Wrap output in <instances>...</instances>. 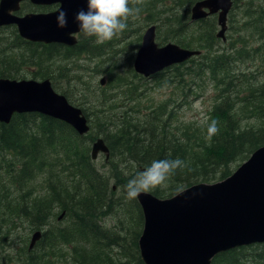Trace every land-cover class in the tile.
<instances>
[{
    "label": "trees",
    "instance_id": "obj_1",
    "mask_svg": "<svg viewBox=\"0 0 264 264\" xmlns=\"http://www.w3.org/2000/svg\"><path fill=\"white\" fill-rule=\"evenodd\" d=\"M196 1L142 0L136 5L141 8L138 21L128 22L135 24V31L152 23L159 46L172 42L201 51L149 79L132 67L118 71L105 49L113 48L83 39L82 33L75 46L67 47L29 43L15 28H0V78L22 80L30 75L32 80L52 81L54 63L81 57L99 62L88 65L91 69L81 66L80 76L94 78L100 74L98 68L111 65L105 85L93 84L92 96L85 93L88 81L80 93L69 85L61 88L87 118V136L39 114L14 115L9 124L0 123V264H143L137 247L142 214L136 199L124 195V186L137 171L153 160L185 162L166 187L148 192L164 199L195 184L227 178L264 145V3L245 11L240 29L230 27L235 37L222 43L216 38L215 16L190 21ZM6 31L11 32L8 38L2 36ZM74 76L80 77L78 72ZM149 81L176 85L180 99L167 96L162 102L142 103ZM208 90L212 96L204 116L181 118L179 112L206 97ZM213 120L218 131L209 141L207 125ZM98 137L109 148L106 170L90 159L91 144ZM38 180L41 186L36 191L31 183ZM123 210L132 212L134 229L122 221L105 227V219L125 215ZM37 230L42 238L29 251L28 236ZM211 264H264V244L220 253Z\"/></svg>",
    "mask_w": 264,
    "mask_h": 264
},
{
    "label": "water",
    "instance_id": "obj_2",
    "mask_svg": "<svg viewBox=\"0 0 264 264\" xmlns=\"http://www.w3.org/2000/svg\"><path fill=\"white\" fill-rule=\"evenodd\" d=\"M236 0H199L190 8V21L216 17V38L226 42L227 16ZM56 7L53 11L17 15L20 4ZM67 13L64 28L57 25L58 10ZM86 9L85 0H0V28L13 26L29 43L75 46L81 32L74 15ZM201 51L182 48L172 42L159 46L156 26H148L133 59V71L149 79L163 70L199 56ZM105 80H100V86ZM39 114L69 126L78 136H87L90 126L82 110L71 105L44 79L0 78V123L9 124L14 115ZM109 158V148L101 137L90 147V159ZM115 190V186L112 187ZM136 202L143 224L137 241L143 264H211L220 253L264 244V145L257 148L227 178L199 183L159 199L141 193ZM63 213L57 217L61 221ZM42 238L33 231L31 251Z\"/></svg>",
    "mask_w": 264,
    "mask_h": 264
},
{
    "label": "rangeland",
    "instance_id": "obj_3",
    "mask_svg": "<svg viewBox=\"0 0 264 264\" xmlns=\"http://www.w3.org/2000/svg\"><path fill=\"white\" fill-rule=\"evenodd\" d=\"M264 3V0H238L237 3V8L236 9H231V11L229 12L228 16H227V31H226V38L229 37H235L234 35V30L230 31V27L239 30L240 27L245 23V11H249L251 9H253L254 7H259ZM25 8H21V10L16 13L17 15H24L26 13H42V12H49V11H44V10H40L37 8H34L35 6H32L28 3H26ZM31 6L33 8H31ZM46 8V7H45ZM51 10L53 11L54 6L50 7ZM138 20H132V23L137 22ZM231 21V23H230ZM130 23V22H129ZM128 23V28L121 34H119L117 37H114L113 40L106 42L104 44H107L108 47H112L113 50H111L109 52V50L107 48L106 52L107 55L110 53V55H113L111 57V61L115 62L117 64L116 68L118 69V71L123 72L126 71L129 67H132V63H133V59L134 56L136 54L137 49L140 46V42H141V37L145 31V29L150 26V25H155V24H148L147 26H142L140 29L138 28L135 31V24H129ZM140 23V22H139ZM140 25V24H137ZM156 26V25H155ZM15 28L13 26L10 27H5V28ZM3 29V28H2ZM16 29V28H15ZM139 31V32H138ZM218 31V29H217ZM3 37H10L11 36V32L6 31L3 35ZM83 39H89V40H93L95 41V38L92 37H86L83 35L82 37ZM158 42V39H157ZM162 46V45H161ZM93 60H84L81 58H78L76 60V62L72 59V60H68V61H61V62H56L53 64V66L51 67V70L54 72V79H60L57 81L56 85H59V87H56L55 84H53V80L51 81V85L52 88L54 89V91L56 93H59L61 95L64 96V94L62 93L61 88H65L68 85L74 90L75 93H80L85 91V82L88 81V85H89V91H85V93L88 96H92L93 92H94V85L95 83H99L100 85V80L102 78L106 77V70L109 69L111 67L110 62L107 63L104 67L102 68H98L100 70V74L98 76H94V78H88V74L85 75H81L79 74V68L82 66L83 68L86 69H91L95 63L99 62L96 61L95 62H90ZM72 64H75L73 66V71L72 73L70 72V68L72 66ZM88 65L91 68H88ZM78 72V76H80L79 78L74 76L76 73ZM68 76V81H66L65 76ZM23 79H31L30 75H26ZM36 81H41V80H36ZM171 84H176L175 82L171 83ZM61 86V87H60ZM170 95V96H169ZM172 95V96H171ZM179 89L176 88V85H171L168 86L166 84H162V83H158L157 81H149L147 83V87L144 90V95L143 98L141 99L142 103H146L148 100H152L154 103L157 102H162L164 101V99L167 98V96L169 97L168 99H180L179 97ZM211 96L212 93L208 90L206 93V97H202L196 100V102H194L193 104H191L190 108H186L183 111L179 112V115L181 118H185V119H189V120H200L203 116L205 111L208 109L209 105H210V101H211ZM90 100V99H89ZM68 102L77 107L76 103H73L72 100L68 99ZM132 104V103H130ZM79 108V107H77ZM104 156L103 155H99L98 159L96 160V164H97V168L102 169V170H106V168L103 167L104 164ZM33 185V187L35 188L36 191L40 190V186H41V182L35 181L33 183H31ZM125 215H120V216H115V217H110L107 218L103 221V224L105 225V227L107 228H113L116 227L118 225V221H122V223H124V225L126 227H130L133 228L135 227V218L133 216L132 219V215H131V211L128 212L126 210H123ZM31 233L28 236V243H29V238H30Z\"/></svg>",
    "mask_w": 264,
    "mask_h": 264
},
{
    "label": "clouds",
    "instance_id": "obj_4",
    "mask_svg": "<svg viewBox=\"0 0 264 264\" xmlns=\"http://www.w3.org/2000/svg\"><path fill=\"white\" fill-rule=\"evenodd\" d=\"M142 0H85L86 9L78 10L74 15V23L86 37L95 38V43L104 44L113 40L128 28L130 19L139 17L141 8L136 6ZM67 13L60 9L57 14V25L67 26ZM207 123V122H206ZM218 131L217 122L207 125V139ZM186 167L180 158L153 160L142 171H137L124 186V195L128 200L136 199L141 193L152 191L167 182L178 170Z\"/></svg>",
    "mask_w": 264,
    "mask_h": 264
},
{
    "label": "flooded vegetation",
    "instance_id": "obj_5",
    "mask_svg": "<svg viewBox=\"0 0 264 264\" xmlns=\"http://www.w3.org/2000/svg\"><path fill=\"white\" fill-rule=\"evenodd\" d=\"M55 9V8H54ZM76 38L78 39V35L76 36Z\"/></svg>",
    "mask_w": 264,
    "mask_h": 264
}]
</instances>
